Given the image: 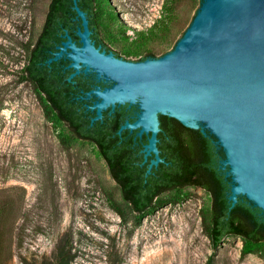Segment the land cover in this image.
I'll list each match as a JSON object with an SVG mask.
<instances>
[{"label": "rangeland", "instance_id": "1", "mask_svg": "<svg viewBox=\"0 0 264 264\" xmlns=\"http://www.w3.org/2000/svg\"><path fill=\"white\" fill-rule=\"evenodd\" d=\"M204 2L98 0L99 33L117 58L142 60L125 53L140 42L159 58L175 49ZM49 3L0 0V201L20 208L5 264H210L204 224L211 197L204 189L163 193L158 209L136 225L97 146L63 143L68 130L46 118L34 85L21 79L23 45L40 32ZM243 243L227 237L215 264H264L261 255L244 254Z\"/></svg>", "mask_w": 264, "mask_h": 264}, {"label": "water", "instance_id": "2", "mask_svg": "<svg viewBox=\"0 0 264 264\" xmlns=\"http://www.w3.org/2000/svg\"><path fill=\"white\" fill-rule=\"evenodd\" d=\"M74 1L82 45L67 34L50 61L69 59L67 68L74 70L69 79L94 72L98 81L111 82L86 93L95 98L88 105L96 112L92 121L107 109L137 105L136 118L119 133L129 129L147 136L143 152L144 161L153 156L149 170L162 161L160 114L208 130L226 153L220 167L231 176L230 200L235 204L245 196L264 212V0H205L173 51L137 61L96 47L89 19ZM69 46L73 52L65 54ZM186 100L209 103L211 109L194 114L171 107ZM148 114L152 121L146 124Z\"/></svg>", "mask_w": 264, "mask_h": 264}, {"label": "trees", "instance_id": "3", "mask_svg": "<svg viewBox=\"0 0 264 264\" xmlns=\"http://www.w3.org/2000/svg\"><path fill=\"white\" fill-rule=\"evenodd\" d=\"M77 5L89 19L96 45L114 51L99 33L98 0H77ZM80 26L74 0H50L40 32L23 45L25 62L21 79L34 85L46 118L68 130V137L60 134V140L66 143L69 138H77L97 146L120 187L124 202L134 214L136 225L141 224L150 211L158 209L159 197L163 193L200 187L211 197L204 224L213 249L209 263L215 264V253L229 236L242 238L244 254L254 253L264 258V212L245 196H239L235 204L230 200L231 176L220 167L226 153L208 130L205 133L174 117L160 114L157 146L162 161L149 170L153 156L144 161L143 152L147 136L134 139L128 135L129 129L119 133L127 112L119 108L114 112L107 109L101 119L92 121L96 112L88 108L91 104L86 105V100L81 99L92 85L82 84V75L69 79L74 70L67 68L70 60L66 57L50 61L67 39V34L79 41L77 29ZM139 38L142 40L145 35L141 34ZM142 45L140 42L137 46L127 47L126 56L136 55L142 60L156 56ZM115 53L120 56L119 52ZM19 210L12 200L0 201V264H5L11 257ZM120 213L126 221L127 217ZM22 242L23 238L18 236L17 243Z\"/></svg>", "mask_w": 264, "mask_h": 264}, {"label": "flooded vegetation", "instance_id": "4", "mask_svg": "<svg viewBox=\"0 0 264 264\" xmlns=\"http://www.w3.org/2000/svg\"><path fill=\"white\" fill-rule=\"evenodd\" d=\"M78 75H82V78H83L82 84H84V85L91 84L92 85V89L95 88L97 85H100L99 82H101V81H98L96 79V76H95V73L94 72H90V73H83V72H81ZM102 82L104 83L103 85L101 84L102 87L106 86L107 84L108 85L111 84V82H109V83H105L104 81H102ZM81 92H84L83 89L81 90ZM85 93H87V92H85ZM85 96H86V94L85 95H81V99L86 100L85 104L86 105L92 104L94 97H92L90 99H87V98H85ZM90 101H91V103H90ZM117 108H119L120 111L123 110L124 112H127L125 114L126 115L125 116L126 118H125L124 123L127 120L134 121V119L136 118V114H137V111H138L137 105L129 106L128 104H123V105H120V106H116L115 110ZM114 111H112V112H114ZM122 116L123 115H121L120 117H122ZM137 133H138V130H134V131H130L128 135H132L134 137V139H136L137 137H140V136H138ZM143 136L140 137V138H143Z\"/></svg>", "mask_w": 264, "mask_h": 264}, {"label": "bare ground", "instance_id": "5", "mask_svg": "<svg viewBox=\"0 0 264 264\" xmlns=\"http://www.w3.org/2000/svg\"><path fill=\"white\" fill-rule=\"evenodd\" d=\"M208 106H210V105H209V103H206V102L186 100V101L180 102L178 104H175L171 107L178 109L184 113L201 114L202 111H205L207 109H211V108H207ZM151 121H152L151 115L148 114L146 119H145V123L149 124V123H151Z\"/></svg>", "mask_w": 264, "mask_h": 264}]
</instances>
